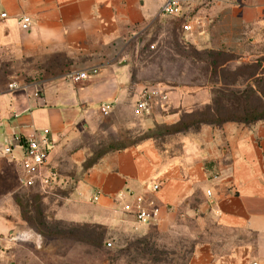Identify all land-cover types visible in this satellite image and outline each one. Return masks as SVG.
Masks as SVG:
<instances>
[{"label": "crops", "instance_id": "0c3cea01", "mask_svg": "<svg viewBox=\"0 0 264 264\" xmlns=\"http://www.w3.org/2000/svg\"><path fill=\"white\" fill-rule=\"evenodd\" d=\"M163 2L0 0V15H6L0 18V149L12 147L18 176L19 139H47L48 163L60 177L51 195L60 200L56 220L99 225L118 236L171 234L181 226L183 235L187 229L193 240L205 238L195 240L189 264H264V120L202 125L180 135L175 154L160 152L151 140L97 154L85 142L101 131L103 105H112L110 118H135L133 106L148 86L162 90L167 101L139 118L146 130L179 122L223 86L207 81L210 68L179 87L133 79L129 43L161 17ZM21 15L31 19L29 30L19 28ZM182 15L191 26L182 35L187 46L231 56L222 67L230 73L232 64L251 62V48L264 40V0H186ZM80 72L85 80L67 79ZM11 82L19 88L9 90ZM245 85L239 79L234 88ZM137 195L147 209H157L150 224L122 211ZM1 197L12 202L7 193ZM9 215L0 213L7 229ZM239 236L247 240L215 246L220 237Z\"/></svg>", "mask_w": 264, "mask_h": 264}, {"label": "rangeland", "instance_id": "374dc122", "mask_svg": "<svg viewBox=\"0 0 264 264\" xmlns=\"http://www.w3.org/2000/svg\"><path fill=\"white\" fill-rule=\"evenodd\" d=\"M184 24L185 15H181L179 18L161 16L155 20L151 28H144L141 33L131 40V43H129L132 54L131 69L135 81L147 80L143 83H147V85L163 83L172 87H179L185 81H196L197 75L206 71L205 54L192 50L182 37L185 34L182 29ZM250 53L253 55L251 62H241L239 66L232 64L230 68L234 71L231 72L234 73L237 68H240V71L236 72L244 77L246 72L252 70H246L242 65H252L257 61H263L264 40L251 48ZM186 114H188L187 111L181 116ZM158 126L162 127L146 130L143 128L142 119H139V117L110 118L107 116L99 135L93 140L87 139L85 142L92 144L93 152L97 154L108 147L139 144L146 135L148 136L154 131H158V134L162 136L166 135L167 131H172L169 125L161 124ZM174 138L173 136L164 137V141L170 142L171 140L170 144L177 146V144L174 145L176 141H173ZM179 142L181 141L179 140ZM18 177L14 159L10 157L0 159V213L6 214L7 212V214H10V224H12L11 229H7L5 226L8 223L0 218V264L185 263L184 256L181 254L182 249L189 246L194 238L187 235V229H185V235H183L181 226L171 234L157 232L147 234L150 235V239L144 240L148 243L154 242L156 245L160 244L168 248V251H166L160 246L156 252H151L150 249H146V246L141 247L138 244V241L143 240L147 235L118 236L108 233L105 228L99 225L56 220L54 210L59 205L60 200L55 201L51 195L45 194H42L44 197L37 195L39 200L36 204H39L43 216V224L37 229H41L43 233L53 232L55 235H58L56 232H62L67 236L47 237L41 235L36 228L29 227L21 218L22 211L17 203L23 196L30 200L36 193L21 187L18 183ZM6 193L12 197V202L1 197ZM17 213L19 217L15 215ZM30 216L33 217L34 213H31ZM188 227L193 231V234H196V229L192 224H189ZM22 233L27 235L28 239L26 241L14 240L16 235ZM156 238H158V241H156ZM199 240L204 241L205 238L198 237ZM245 240L247 238L241 236L220 237L215 242V246L218 247L222 244L239 245ZM172 253L181 256L179 260L175 259Z\"/></svg>", "mask_w": 264, "mask_h": 264}, {"label": "trees", "instance_id": "16d2710c", "mask_svg": "<svg viewBox=\"0 0 264 264\" xmlns=\"http://www.w3.org/2000/svg\"><path fill=\"white\" fill-rule=\"evenodd\" d=\"M203 53L206 56V60L204 61L207 65L206 71L208 70V68H210V76L207 81L217 84L220 81L223 86L213 91V97L208 104L195 107L193 110L187 112L188 114H186L185 116H181L179 122L173 125H169L172 127H170V129H172L171 132L167 131L165 133L166 135L162 136L158 134V131H154L151 132V134H149L148 136H145L143 141L151 140L155 147L160 150V152H167V150H171L170 153L172 154L178 153L181 146V142H179V140L181 141L180 135L189 132H197L202 125L208 124L218 127L221 124L230 121L244 124H254L258 121L264 120V60L257 61L252 65H242L244 69L252 70L251 72H246V75L244 74L245 76L243 77L236 72L240 71V68H237L234 73H230L228 71V68H222L226 63L232 60L231 56L221 52ZM218 71H220L219 74ZM239 79H242L244 82H246V85L242 89L234 88ZM159 127L162 126L156 125L154 128L158 129ZM172 136L175 137L173 141L176 140L174 145L177 144V146H172L170 144L171 140L170 142H168L167 140L164 141V137ZM136 144H129L122 147H108L103 151V153L108 150H120ZM170 153L167 154V157L169 158L172 157ZM98 157L99 156L96 155L91 159V161H95L96 159H98ZM25 189L34 191L36 195H34L30 200L23 196L17 203V205H19L22 211V220L26 222L29 227L37 229V227H40L43 224V216L39 204H36V202L39 200V196L43 195L37 188L30 187ZM31 213H34L33 217L30 216ZM37 231L41 235H45L47 237L67 236V234L62 232H56V234L58 235H55V233L53 232L43 233L41 229H37ZM145 237L146 238H143V240L140 239L141 241H138L139 246H146V249H150L151 252H156L157 248L161 245L157 244V246L154 242L148 243V241L144 239H150V235H147ZM156 239V241H158V238ZM196 239L198 240V237H196ZM195 240H192L189 246H185V248L182 249L181 254L184 256V264H189V261L194 253V244L196 242ZM161 247L168 251L167 247L163 245ZM173 256L177 260H179V258L181 257L179 255L176 256L175 253L173 254Z\"/></svg>", "mask_w": 264, "mask_h": 264}, {"label": "built area", "instance_id": "2783aa9c", "mask_svg": "<svg viewBox=\"0 0 264 264\" xmlns=\"http://www.w3.org/2000/svg\"><path fill=\"white\" fill-rule=\"evenodd\" d=\"M186 0H164L160 14L163 17H180ZM1 19L6 18L5 14L0 15ZM17 24L21 30H29L32 21L29 17L21 15L17 18ZM182 29L185 32L191 30L189 24H184ZM87 78L86 73H71L67 76L71 82H79ZM16 83L8 84L9 90L18 89ZM167 101L166 94L156 86H148L139 95V99L133 106V115L135 117H144L152 113V111ZM112 112V105L105 104L100 108L103 117H107ZM21 145L22 157L20 159L21 174L18 177V183L23 188H37L40 193L45 195H53L59 189L60 177L54 167L48 163V153L50 150L49 142L46 138L38 139L37 137H27L24 140L19 139ZM0 154L6 157H12V147L5 145L0 149ZM159 189L158 185L152 187L155 192ZM210 197V193H207ZM121 197V195H119ZM97 200V197L94 198ZM122 211L128 214L136 223L146 225L155 220L157 209H147L143 204L142 196H135L133 201L122 205ZM28 239L25 234H18L14 238L16 241H26Z\"/></svg>", "mask_w": 264, "mask_h": 264}]
</instances>
